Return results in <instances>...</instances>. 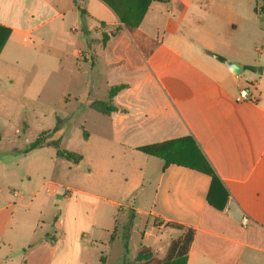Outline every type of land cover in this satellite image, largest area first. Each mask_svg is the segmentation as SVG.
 Masks as SVG:
<instances>
[{
  "label": "crops",
  "instance_id": "obj_1",
  "mask_svg": "<svg viewBox=\"0 0 264 264\" xmlns=\"http://www.w3.org/2000/svg\"><path fill=\"white\" fill-rule=\"evenodd\" d=\"M260 1H151L143 17L166 3L180 25L153 44L123 28L102 0H0V26L9 29L0 60L17 46H73L79 30L77 5L88 14L84 19L114 30L105 44L99 42V51L109 88L121 83L126 88L113 97L116 110L107 115L118 127L120 146L144 156L127 165L130 183L125 187L100 183L95 192L90 186L58 185L63 190L55 189L54 197L45 203L57 211L50 230L38 231L40 212L30 219L27 215L35 199L47 191V183L29 190L27 202H23V193L28 189L21 184L22 194L15 191L10 199H1L0 264H141L139 247L150 248L158 259H164L187 230L192 231V239L184 264H264V26L258 16L263 12ZM185 29L190 33L184 35L181 30ZM257 43L263 48L254 47L259 52L254 57L252 47ZM209 52L228 62H220ZM230 62L241 66L239 75L228 66ZM258 66L261 74L254 71ZM153 82L159 85H150ZM245 87L250 99L239 100V91ZM154 94L157 98L143 97ZM186 136L193 139L199 155L217 175L211 198L222 205L220 209L207 201L211 187L207 174L175 163L164 167L161 158L137 150ZM87 164L88 175L101 177L110 172L109 162L100 156ZM127 200L131 204L124 203ZM126 209L132 211L125 224L128 230L123 233L124 225L119 236L118 219ZM134 214L146 216L141 237L147 242L132 250ZM243 216L248 217L244 226ZM67 217L71 227L64 225L63 229ZM171 230L180 233L166 239ZM119 238L121 247L116 245Z\"/></svg>",
  "mask_w": 264,
  "mask_h": 264
},
{
  "label": "rangeland",
  "instance_id": "obj_2",
  "mask_svg": "<svg viewBox=\"0 0 264 264\" xmlns=\"http://www.w3.org/2000/svg\"><path fill=\"white\" fill-rule=\"evenodd\" d=\"M259 5L263 7V12L258 16L264 26V0ZM156 7L157 12L150 11L143 17L137 30L132 32L134 37L155 44L180 29V25L172 19L168 4ZM77 19L79 30L73 46L68 43L17 46L14 52L10 51L0 60V205L1 199H10L15 191L22 194L21 184L28 189L23 193L26 194L23 202H27L29 190L47 183V191L44 189L40 199L37 197L36 202L33 201L32 210L27 211L28 219L40 212L38 231L54 227L56 217L53 215L57 211L45 203L54 197L55 189L90 186L97 192L100 183L125 187L130 183L127 165L137 163L138 159L144 157L120 146L116 137L118 127H115L113 117L102 114L104 110L98 105L101 101H107L109 89L107 67L99 51V42L102 43L100 33L106 32L109 38L114 35V30H105L94 21L79 16ZM80 28L87 29V32ZM181 31L184 35L190 33L186 29ZM262 46V43L253 46L251 55L258 56L259 52L254 47L262 49ZM72 48L76 51H72ZM150 85L159 84L153 82ZM147 96L157 98L158 95H143L144 98ZM57 118L62 120L60 148L81 155L78 164L57 156L52 147L26 151L40 133L50 131L55 126ZM83 135H90L89 140L84 139ZM98 156L109 162L110 172L101 177L94 173L88 175L86 168L89 159ZM45 191L50 194H45ZM63 192L67 193V190ZM76 197L77 194H72V198ZM131 201L124 203L131 204ZM131 212L126 209L119 217V236ZM83 219L86 220L85 217ZM69 221L68 217L62 221L63 229L69 225L71 227ZM145 222V215L134 214L129 240L132 250L147 242L141 237ZM127 230L128 225H125L123 233H127ZM179 233L171 230L165 234V238L175 237ZM116 245H123L121 238ZM155 259H158L157 255Z\"/></svg>",
  "mask_w": 264,
  "mask_h": 264
},
{
  "label": "trees",
  "instance_id": "obj_3",
  "mask_svg": "<svg viewBox=\"0 0 264 264\" xmlns=\"http://www.w3.org/2000/svg\"><path fill=\"white\" fill-rule=\"evenodd\" d=\"M117 16L120 24L130 34L140 24L148 6L151 1L165 2L166 0H102ZM79 17L84 19L88 16L85 9L80 5H77ZM99 26L104 27L103 23H99ZM119 27H116V30ZM9 29L0 26V52L8 38ZM102 44H105L108 39V34L104 31L100 33ZM217 60L226 64L228 61L224 57L209 52ZM252 70V68H249ZM264 71V70H263ZM126 88V85L121 83L111 86L107 91V101H101L98 103L100 108H103L102 114H108L116 110L113 105V97L122 89ZM62 120L56 119L55 126L50 131L40 133L28 146L27 152L34 149H41L44 147H52L55 150L57 156L70 161L74 164L80 163L82 157L77 153H72L60 148V142L62 137ZM86 139V136L83 135ZM138 151L161 158L164 161V167L170 163H175L181 166L188 167L207 174L211 178V187L207 196V201L214 207L220 209L222 205H218L212 202L211 193L212 186L218 178L213 168L209 165L205 159L199 155L198 149L190 136L183 138L173 139L160 144H152L141 146L137 148ZM166 226L174 229H183L182 225L175 223H166ZM127 236H125V240ZM192 239V231L187 230L184 236L176 241L171 247L167 256L164 259H155V252L147 247H139L137 258L141 264H184L185 254L187 252L189 243Z\"/></svg>",
  "mask_w": 264,
  "mask_h": 264
},
{
  "label": "built area",
  "instance_id": "obj_4",
  "mask_svg": "<svg viewBox=\"0 0 264 264\" xmlns=\"http://www.w3.org/2000/svg\"><path fill=\"white\" fill-rule=\"evenodd\" d=\"M246 99H250V91L249 88L245 87L240 89L239 91V100H246ZM15 195V192H13ZM248 221V217L247 216H243L241 219V223L244 226Z\"/></svg>",
  "mask_w": 264,
  "mask_h": 264
},
{
  "label": "water",
  "instance_id": "obj_5",
  "mask_svg": "<svg viewBox=\"0 0 264 264\" xmlns=\"http://www.w3.org/2000/svg\"><path fill=\"white\" fill-rule=\"evenodd\" d=\"M228 66L232 69V71L234 72V74H236V75H239L240 74L241 66H239V65H237V64H235L233 62L228 63ZM254 71L257 72V73H259V74H261L262 69H261L260 66H258V67H255L254 68Z\"/></svg>",
  "mask_w": 264,
  "mask_h": 264
}]
</instances>
